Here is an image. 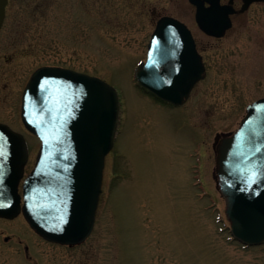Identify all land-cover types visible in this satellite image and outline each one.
<instances>
[{
  "label": "rangeland",
  "instance_id": "rangeland-1",
  "mask_svg": "<svg viewBox=\"0 0 264 264\" xmlns=\"http://www.w3.org/2000/svg\"><path fill=\"white\" fill-rule=\"evenodd\" d=\"M194 14L188 0H8L0 28V121L29 142L25 171L40 146L20 117L35 68L61 65L102 78L117 89L121 113L88 237L57 244L22 214L0 218V264H264V244L244 249L230 238L214 173L220 139L264 97V1L232 16L222 37L204 33ZM162 15L189 26L205 64L178 106L162 104L134 79Z\"/></svg>",
  "mask_w": 264,
  "mask_h": 264
},
{
  "label": "water",
  "instance_id": "water-1",
  "mask_svg": "<svg viewBox=\"0 0 264 264\" xmlns=\"http://www.w3.org/2000/svg\"><path fill=\"white\" fill-rule=\"evenodd\" d=\"M242 0H189L206 34L222 37L230 15L245 11ZM8 0H0V28ZM147 59L135 78L154 95L182 103L205 73L187 25L161 16L150 36ZM120 115L117 90L105 80L71 68L43 65L30 75L21 96V119L39 137L35 163L24 176L28 144L24 135L0 122V217L22 214L50 242L73 246L90 234L101 192L106 154ZM215 174L225 197L231 235L254 245L264 241V97L247 106L238 129L220 139ZM22 181L21 192L19 184Z\"/></svg>",
  "mask_w": 264,
  "mask_h": 264
},
{
  "label": "flooded vegetation",
  "instance_id": "flooded-vegetation-1",
  "mask_svg": "<svg viewBox=\"0 0 264 264\" xmlns=\"http://www.w3.org/2000/svg\"><path fill=\"white\" fill-rule=\"evenodd\" d=\"M221 1V0H220ZM234 1L235 0H233V7L236 9V10H238L239 8H236L235 6H234ZM221 3H228V0L226 1V2H221ZM238 13H243V12H236V13H233L232 15H231V18H232V16H234V15H237ZM161 102V101H160ZM162 104H165V105H168V103H165V102H162ZM170 106H172V105H170ZM262 244H264V241L262 242V243H260V244H258V246H260V245H262ZM240 245H241V247L242 248H249V247H251L252 245H244V244H242V243H240ZM254 246H256V245H254Z\"/></svg>",
  "mask_w": 264,
  "mask_h": 264
}]
</instances>
